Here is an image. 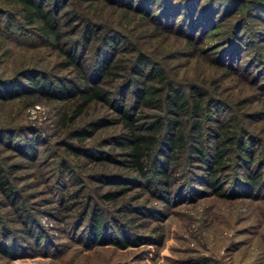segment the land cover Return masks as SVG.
<instances>
[{
	"label": "rangeland",
	"instance_id": "rangeland-1",
	"mask_svg": "<svg viewBox=\"0 0 264 264\" xmlns=\"http://www.w3.org/2000/svg\"><path fill=\"white\" fill-rule=\"evenodd\" d=\"M217 2L215 5H219ZM0 6L14 9L11 0H0ZM65 7L75 8L80 20L91 18L104 27L122 31L129 41L119 44V48L130 43L133 50L149 53L174 81L182 85L198 83L204 86L226 107L214 112L220 121L228 123L231 119V123L241 126L253 139L250 168L259 170L264 176V76L251 75L258 67L256 62H249L253 49H243L234 63L235 71L222 68L212 59L222 35L226 30L230 32L240 18H248L252 14L245 28L264 31L262 4H254L255 10L249 14H245L243 6L234 4L226 19L212 25L210 30L215 28V32L205 33L201 41L194 42H184L185 38L179 35L157 32L144 18L111 7L107 0H66ZM80 25V21H76L69 27L64 26L63 41L75 38ZM74 26L78 27L72 29ZM27 29L30 30L24 33L10 26L5 32L11 31V34L0 33V78H9L28 67L53 75L71 76L73 72L63 65L60 47H55L51 39L41 40L30 27ZM257 41L259 38H255L253 44ZM90 42L96 44V36ZM259 43L263 47L259 46V50L264 53V42ZM91 49L92 46L85 54V60H90ZM130 54L121 50L117 56L126 58ZM260 59L264 60V54ZM243 65L247 66L245 71H242ZM112 84L108 82L105 86L110 88ZM124 98L127 103L130 101V95ZM71 109L68 103L61 100H46L37 96L0 100V131L24 127L18 136L29 137L30 134L24 132L33 128L43 138L44 143L34 152L29 151L30 154L22 147L19 150L23 153L18 152L16 147L7 148L0 144V163L6 169L12 186L25 199V205L32 209L31 214L51 233L55 242L59 243L56 248L61 250L56 254L48 252L16 259L0 253V264H264V190L250 195L237 180L229 183L232 177L238 179L241 173L244 175L242 166L234 164V148L228 149L224 155L227 164L221 172L222 181L218 186L223 192L220 194L196 182L190 191L185 187L179 190L177 196H172L170 202L164 203L150 196L142 186L126 183L122 194L107 201L100 195L117 190L119 186L93 181L90 175L99 172L134 175L132 170L120 164L124 156L119 148L101 146V143L109 141L110 135L118 132L119 126L102 127L82 141L83 146L99 148V154L104 156L102 160L89 162L82 155L76 157L64 149V142L74 143L67 138L66 132L93 118H112L114 114L108 107L96 102L73 122L61 123V113ZM146 111L153 112L150 109ZM208 124L215 123L208 120ZM57 158L66 160L72 172L69 176L62 174L58 184L54 180L58 169ZM178 161V166L173 169V174L178 175L177 180L190 168L184 155H179ZM87 201L97 204L96 207L106 217L117 216L130 232L138 236V242L126 248L76 243L70 237V229L62 228L64 222L60 219L74 215L80 209V203ZM4 203L5 199L0 195L3 220L18 226L17 216ZM140 204L150 208L144 214L146 216L136 212ZM132 207L133 212L127 211Z\"/></svg>",
	"mask_w": 264,
	"mask_h": 264
},
{
	"label": "trees",
	"instance_id": "trees-1",
	"mask_svg": "<svg viewBox=\"0 0 264 264\" xmlns=\"http://www.w3.org/2000/svg\"><path fill=\"white\" fill-rule=\"evenodd\" d=\"M11 1L14 5L12 10L0 6V33L11 34V31L5 32L10 26L26 33L30 30L27 27H30L38 38L51 39L55 47H60L64 67L70 68L73 73L71 76L53 75L45 70L24 68L9 78H0V100L25 96L61 100L72 108L69 112L61 113L60 121L63 124L73 122L96 102L108 107L114 117L100 116L70 128L66 136L74 143H63L64 149L73 156L82 155L89 162L102 160L104 156L99 154V148L83 146L82 141L102 127L119 126L118 132L110 135L109 141L101 143V146L119 148L124 156L120 164L132 170L134 175L113 172L90 175L93 181L119 186L117 190L103 192L100 198L107 201L115 199L126 190L123 187L126 183L142 186L150 196L164 203L170 202L172 196H177L179 190L185 187L190 191L196 182L220 194L223 192L218 186L222 181L221 172L227 164L224 155L230 148L235 149L234 164L242 166L244 175L241 173L238 179L232 177L229 183L237 180L250 195L264 190V176L259 170L250 168L253 139L241 126L231 123V119L228 123L220 121L214 112L224 105L204 86L198 83L182 85L174 81L149 53L133 50L130 43L119 48V44L129 41L122 31L104 27L91 18L80 20L75 8L65 7L66 0ZM107 1L111 7L144 18L157 32L184 37V42L201 41L205 33L215 32V28L210 30L212 25L226 19L234 4L243 6L245 14L254 12V4L264 6L262 0H252L253 3H248L249 0ZM215 1L219 5H215ZM252 17V14L248 18L242 17L230 32L226 30L214 48L212 59L222 68L235 71L234 63L239 54L243 49L251 48L253 51L249 62H256L258 66L251 75L257 77L259 74L264 76V60L260 59L264 53L259 50L262 47L259 42H264V31L245 28L246 21ZM76 21H80L81 25L80 30L74 32L75 38L63 41L64 26L69 27ZM94 36L97 42L91 44ZM255 38H259V41L253 44ZM91 46L90 60H85ZM121 50L130 52V56H117ZM246 67L243 65L242 71ZM108 82L114 84L107 88L105 85ZM262 84L264 86V81ZM126 95H130L128 103L124 98ZM146 109L153 112L149 113ZM208 120L215 124L209 125ZM22 128L1 129L0 144L28 153L44 143L42 136L33 128L24 132L30 134L29 137L18 136ZM19 147L23 150H19ZM179 155H184L186 165L190 166L181 180H177L178 175L173 174ZM56 163L58 169L54 180L58 184L62 174L69 176L72 172L66 160L57 158ZM0 195L5 199L4 206L10 207L19 223L15 226L5 222L0 214L1 254L16 259L61 251L56 248L59 243L55 242L51 233L31 214L32 209L25 205V199L12 186L1 163ZM74 201L77 202L76 199ZM96 206L95 203L82 202L74 215L61 217L60 220L64 222L62 228L70 229V237L76 243L82 246L113 245L126 248L138 242V236L130 232L117 216L106 217ZM137 210V213L146 216L144 214L150 208L140 204ZM127 211L133 212L134 208Z\"/></svg>",
	"mask_w": 264,
	"mask_h": 264
}]
</instances>
